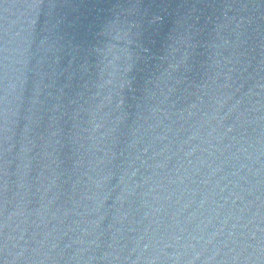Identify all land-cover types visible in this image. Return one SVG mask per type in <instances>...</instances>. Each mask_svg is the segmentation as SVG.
I'll return each mask as SVG.
<instances>
[{"label":"water","instance_id":"1","mask_svg":"<svg viewBox=\"0 0 264 264\" xmlns=\"http://www.w3.org/2000/svg\"><path fill=\"white\" fill-rule=\"evenodd\" d=\"M0 196L52 264H264V0H0Z\"/></svg>","mask_w":264,"mask_h":264}]
</instances>
